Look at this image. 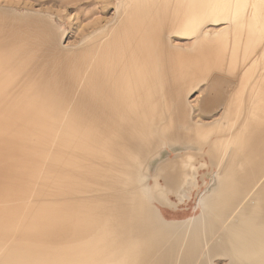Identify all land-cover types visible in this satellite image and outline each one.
<instances>
[{
    "label": "bare ground",
    "instance_id": "1",
    "mask_svg": "<svg viewBox=\"0 0 264 264\" xmlns=\"http://www.w3.org/2000/svg\"><path fill=\"white\" fill-rule=\"evenodd\" d=\"M1 15L0 118L13 120L0 148L21 139L0 165V264H264V0H120L69 51L50 27ZM201 80L203 111L223 109L214 123L192 117ZM175 144L189 151L160 160L148 187ZM207 148L209 212L170 227L150 202L189 197Z\"/></svg>",
    "mask_w": 264,
    "mask_h": 264
},
{
    "label": "rangeland",
    "instance_id": "2",
    "mask_svg": "<svg viewBox=\"0 0 264 264\" xmlns=\"http://www.w3.org/2000/svg\"><path fill=\"white\" fill-rule=\"evenodd\" d=\"M119 10L120 0H0V15L3 14L1 16L17 18L19 21L16 22L24 24H30L35 21L40 23L41 27H50L57 34L62 47L68 51L84 45L85 41L92 35L105 29L118 16ZM224 26V24L219 26L209 25L208 28H211L212 30L210 29V31L212 32ZM172 38H174V40L172 39L175 42L174 44L177 43L176 45L180 46V50L182 51H185V49L188 51L195 45L193 43L194 38H178V36H173ZM208 85L206 80H201L198 86L192 88L188 97L194 109L192 117L196 122L214 123L220 120L223 114L221 107L216 108L210 113L203 111L202 104L208 90ZM12 120V116L0 118V127L10 124ZM17 133L4 139V144L0 148V165L3 159L6 158V154L12 152L10 151V147L11 149L13 148L12 146L16 147L15 145L21 139V135ZM161 148L162 157L156 159L152 164L150 169L151 177L147 183L148 187H152L156 183L154 175L156 173V166L160 160L174 158L177 154H185L189 151L182 144L165 145ZM207 151L208 148L203 153L196 154L192 158L191 165H193L192 168L195 169V172L193 176L192 170L188 171V174L193 178L195 186L188 193L189 197H183L182 199L177 193L170 192L168 203H165L164 199L163 202L156 199L151 200V202L149 201L150 206L147 210L151 211L150 213L152 214H158L170 227L180 228L191 218L202 219L204 214L209 212L208 209H205V199L203 197L209 196L214 186L208 187L207 184L210 182V176L207 177V175L216 174L217 169H214L210 165L201 166V164L209 161ZM1 173L0 183L4 181L6 176L5 173ZM204 178H206V182H204ZM160 182L164 184L162 179ZM138 188L133 187L127 192L129 199L131 198L130 195ZM127 207L129 210L138 211L140 208L142 209L141 204H136L132 201ZM231 219H236L235 215ZM215 263L228 264V259L217 258L215 259Z\"/></svg>",
    "mask_w": 264,
    "mask_h": 264
}]
</instances>
